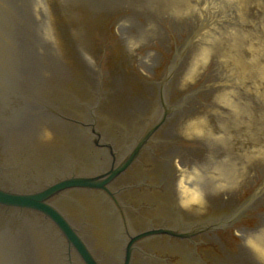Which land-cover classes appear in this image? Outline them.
Wrapping results in <instances>:
<instances>
[{"label":"rangeland","instance_id":"1","mask_svg":"<svg viewBox=\"0 0 264 264\" xmlns=\"http://www.w3.org/2000/svg\"><path fill=\"white\" fill-rule=\"evenodd\" d=\"M4 4L11 11L3 25L11 67L5 78L10 94L1 101L26 157L51 178L73 164L77 171L95 168L105 147L93 138L123 147L127 128L160 110L162 95L172 115L159 137L187 134L193 148H169L162 156L170 164L160 163L157 172L180 181L178 170H185L186 185L198 188V204L205 207L200 216L211 207L226 214L257 189L248 207L261 208L242 230L243 247L226 261L264 264V255L248 243L256 236L264 241V0ZM170 64L163 86L150 82ZM69 200L110 263L118 264L121 246L113 235L103 236L92 223L96 216L78 207L84 198ZM101 205L97 217L106 221L108 206ZM136 255L140 264L151 263L149 255Z\"/></svg>","mask_w":264,"mask_h":264},{"label":"water","instance_id":"2","mask_svg":"<svg viewBox=\"0 0 264 264\" xmlns=\"http://www.w3.org/2000/svg\"><path fill=\"white\" fill-rule=\"evenodd\" d=\"M50 179L51 177L37 168L18 146L6 122L0 99V183L13 188H32L42 186ZM75 183L89 185L82 180L71 179L32 195L11 194L0 189V205L28 207L44 212L60 227L83 259L88 264H95L64 219L54 208L41 201L50 192ZM54 203L77 226L99 262L111 264L73 203L66 198H56ZM0 224L10 233L11 242H8V248L15 257V264H83L56 228L37 213L26 210L0 211Z\"/></svg>","mask_w":264,"mask_h":264},{"label":"flooded vegetation","instance_id":"3","mask_svg":"<svg viewBox=\"0 0 264 264\" xmlns=\"http://www.w3.org/2000/svg\"><path fill=\"white\" fill-rule=\"evenodd\" d=\"M148 165L147 162H142L141 160L136 162L127 172L133 170L134 167L141 170H145V166ZM124 173L114 179L109 187L110 190L114 193L116 202H118L122 209L131 213V216L128 217L124 213V217L130 219H137L138 221H143L145 223H150L152 221H157L160 219L161 214H170L172 212L173 206L170 207L164 205L167 202V196L165 195L166 189L162 188L161 184H148V183H134L128 184L124 180V176L127 174ZM127 191L126 199H123L120 195ZM134 196V197H133ZM108 205L113 207L115 204L113 200L108 196ZM169 210V211H168ZM149 213L145 215V213ZM171 216V215H166ZM145 218V219H144ZM144 219V220H143ZM128 222V220H127ZM235 238L232 236L231 232L226 234L220 233L219 231H213L209 234L206 232L201 234L199 237H194L191 239H178L173 237L159 236L148 239L149 243L159 244V245H168V246H184L185 252L190 256L199 259L207 255H214L215 258L221 256L220 251L223 247H227L229 250L234 249ZM219 246V247H217ZM185 257L178 254L175 262L173 264H182ZM186 259V258H185ZM214 258L202 260L199 259L200 264H209L213 262Z\"/></svg>","mask_w":264,"mask_h":264},{"label":"bare ground","instance_id":"4","mask_svg":"<svg viewBox=\"0 0 264 264\" xmlns=\"http://www.w3.org/2000/svg\"><path fill=\"white\" fill-rule=\"evenodd\" d=\"M30 68H31V67H30ZM55 84H58V81H57V80H55ZM58 93H59V91H57V92L55 93V95L58 94ZM4 113L7 114V115H9L8 112H4ZM30 113H31V112H30ZM28 117H29V116H28ZM45 146H46V145H43V146L41 147V150H44ZM39 150H40V148H39ZM184 176H186V175H184ZM186 180H189V179H188V176H186L185 180H182L183 183H182V185L180 186V187H181V188H180V191H181V193H183V198H182V199H185V200H186L185 202L194 201V200L197 199V197H199L198 194H196L198 188H197V187H195V188H193V189H192L191 187L188 188V186L185 185V181H186ZM255 240H256V241H255ZM248 243H250L252 247H255V248H256L255 251H256L257 253L259 252L261 255H264V241H260V240L258 239V236H256L255 239H252V240L249 241Z\"/></svg>","mask_w":264,"mask_h":264}]
</instances>
